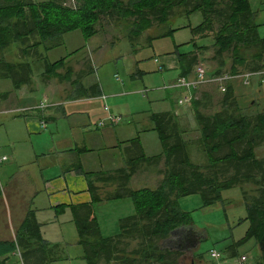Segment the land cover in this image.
Segmentation results:
<instances>
[{"label":"trees","instance_id":"1","mask_svg":"<svg viewBox=\"0 0 264 264\" xmlns=\"http://www.w3.org/2000/svg\"><path fill=\"white\" fill-rule=\"evenodd\" d=\"M192 11L202 15V21L193 27L194 33L216 29V73L224 64L221 55L225 52L230 54L228 72L232 74L264 70V37L258 34L250 0H76L74 7L60 0H0V78H9L15 89L29 85L32 65L44 59L43 51L58 47L62 35L76 29L86 39L95 35L104 18L127 20V36L134 40L152 23L162 24L173 15ZM13 46L17 55L7 60L4 53ZM64 60L50 63L44 59L43 72L48 77L69 79L68 73L56 72ZM195 61V57L190 58L188 66ZM229 83L215 102L208 93L191 98L199 132L195 139L187 140L186 128L170 111L157 112L151 117L161 141L159 154L146 156L134 138L131 142L138 146L139 154L128 158L122 167L83 171L77 166L91 195L88 203L70 205L76 244L86 264H183L185 251L177 242L170 243L174 234L177 238L178 230L190 227L192 222L190 213L179 208V198L199 194L201 206H210L222 200V190L234 186H241L246 210L240 221L248 222L239 241L254 239L264 261V156L255 153L264 145V108L247 112L257 103L251 100L248 106L242 105ZM90 89L96 95V87ZM192 144L202 161L191 160ZM159 164L162 166L157 167ZM142 166L157 167L161 179L156 187H130L131 176ZM123 198L131 200L134 213L118 220L117 233L103 235L93 204ZM55 208L60 212L64 205ZM179 239L176 241L187 243ZM13 250L20 252L23 264H51L64 258L58 246L49 245L42 237L33 210H28L13 240L0 242V255Z\"/></svg>","mask_w":264,"mask_h":264},{"label":"crops","instance_id":"2","mask_svg":"<svg viewBox=\"0 0 264 264\" xmlns=\"http://www.w3.org/2000/svg\"><path fill=\"white\" fill-rule=\"evenodd\" d=\"M251 1L252 0H250V8L252 12L255 13V23L257 24L258 30V27L261 24L257 22L256 18L259 15L260 9L252 8ZM194 12L197 11L187 13L184 12L173 16L182 17ZM167 21H169V18L165 21V23ZM165 23H152V25L137 36L133 42L130 41L132 44V51L136 52V46L137 44H140L139 37H144V34L147 36L150 35L149 40L173 35L177 28L169 27L168 30L159 34L151 35L149 33L154 24L164 25ZM190 31L193 35L197 34L199 37L204 38V43L198 46V48L194 51L179 52L177 49H173L174 47H172V51L164 53V55L159 56V58L154 57L153 61L156 63L158 70L164 69L167 72H176V78L196 77L194 70L196 66L201 65L199 62H201L202 57H204L207 52H210L212 45L208 47L206 46L205 43L207 38L203 36L204 33H194L193 27L190 28ZM96 34H99V32ZM100 34L105 37L104 43L91 50L92 57H94L97 50L106 46L107 42L111 41L113 43L117 40V37H121L113 35L108 36V34L104 32H101ZM194 38L195 37H193L190 42L195 45ZM142 41L143 40H141V42ZM47 51L43 52V58L46 60ZM73 51L76 52L77 50ZM215 52L216 47L214 48V53ZM6 54L7 53H4V57ZM63 57L65 58L64 65L62 68L57 69L56 72L60 74L68 73L70 76L69 79L67 77L58 79L56 76L49 75L50 77L47 76L39 80V82L36 81L33 74H38L43 71V62L38 64L39 60L34 59L35 62L32 65V78L30 84L22 85L17 89L10 85V89L6 88L1 91L2 94H0V110L2 109V111L8 110V112L19 113H15L13 116H9L7 115L8 113H5L7 116L3 118L0 117V129L5 130L6 138L4 139V142L8 147L7 155L1 153L0 151V169L13 168L17 172L19 170L20 173L8 176V181L5 185L0 184L2 192L0 196V242L13 240L15 232L25 218L28 210H33L34 216L39 223L42 237L49 245L58 246L59 250L62 252V256H64L63 259L56 260L51 264H55L58 261L66 259L65 248L67 246H72L77 242V231L73 221L70 205L88 203L91 201V195L88 190V182L85 176L81 172L77 171V166L79 165L83 171H110L122 167L128 158H135L139 154L138 146L131 142L134 138L138 139L142 152L146 156H153L162 151L160 137L158 132L154 129V122L151 115L153 113L164 111H148L145 113V120L150 121L152 124H149L148 126L145 125V127L141 129L143 133H139V131V134L135 137L125 139H120L123 137H120L119 134H121V132L129 126L119 124L122 120V113H114V110H117L116 105L113 110L112 108L108 109V107L104 104L103 107L100 108L101 110L98 116V122L96 123H93L94 121L84 124L75 122L74 125L77 127L70 124L68 133L66 130H59V121L73 120V117L80 118L81 114L87 115L90 120L91 115L95 109H97V103H99L101 99L105 100L106 98L104 95V90L106 89L103 85L100 86L98 82H95L86 86L87 83H84L85 75L89 72H94L92 58L89 59L87 57V59L82 58L72 61L68 60L67 62L66 59L68 55ZM192 57H195L196 61L192 65L188 66V61ZM80 60H82L80 63L81 65L83 60H85V65L89 66L86 70L84 66L79 68L75 78H72L73 69L70 66L75 65ZM222 60L224 61L222 66L228 65L230 67L231 62L225 61L223 57ZM54 61L48 62L51 63ZM201 66L203 67V65ZM216 66L219 67L218 64ZM63 69L65 70L64 72ZM217 69L218 68L215 66H212L211 70H206L204 68L207 74L216 73L215 70ZM186 70L187 72H185ZM143 72L144 70L137 68L130 75L132 78H138L143 74ZM255 73L256 74L249 77L247 83H244L242 77H237L230 80L229 84H232L235 94L238 96L239 100H241L242 96H239V94L243 96L244 94L239 93V90L243 85H248L249 83H253V81H255L258 86V100H263L262 103L264 106V70ZM114 76L115 79H118L116 74ZM72 80H77L79 83L73 84L71 82ZM32 82L34 83V89L35 86L36 89H40V87L43 86L44 93L41 101L36 103L31 102V104L30 102L25 103L26 100H29L26 97L28 94V92H26V88L29 89L30 87L29 91H32ZM173 84L174 83L167 85L165 90L177 88L181 91V96L178 98V103L182 105L181 107H183L184 103L186 104L188 101L190 102L192 97L200 98L202 93L214 94V102L217 94L215 95V92L210 89L209 85L215 86L219 92L221 91L215 84L211 83H200L196 87L189 88L175 87ZM10 86L6 85V87ZM92 86L96 87V95L92 94L90 89ZM133 91L134 90H125L112 94L126 95ZM141 93L142 95H145L144 92ZM166 97L167 96H165L164 99ZM178 109H175L173 105V109L168 111L175 115V119L179 124H181L179 121V117L181 115L179 114ZM191 111L192 116L194 117L192 105ZM110 116L118 119L114 121L110 119ZM51 126L56 127L61 134L57 133L51 137L45 138L42 131H50ZM111 127H117V129L113 131ZM153 132L157 135L158 143L155 145L152 144V147L156 150L157 147H160V151H157V153H148L145 151L147 141L144 142V140H142V135L144 136L146 133ZM37 136H39L38 139H36ZM104 140H107V150L102 153L95 152L96 150L101 149L102 145L100 142ZM46 142L50 144L48 146L44 145L43 143ZM121 146L123 148H121ZM57 147H59V149ZM2 157H5V159H2ZM57 167L60 168L59 173H55ZM151 169L152 167L142 166L140 170L136 171L130 178V187H132V185L135 186L138 179L155 180L156 183H158L161 179V175L159 178H153V174L150 171ZM138 174H141V176ZM1 176H3V173H1L0 177ZM156 186L157 185L155 184L154 187ZM144 187H148V185ZM124 199L125 198L118 199L122 202L101 201L98 202V204L102 203L105 205L112 202L114 205H117L116 208H118L122 206L120 203L126 202ZM95 204L96 203H94L93 206ZM58 205H64V210L57 212L55 207ZM120 216L121 215H116L114 216V219L118 218L119 220L123 217ZM12 259H16V264H23L21 254L18 250L1 254L0 264H12ZM244 260H246V257ZM260 262L261 259L260 261L257 260L256 264H264V261L263 263ZM194 264H200V260H197Z\"/></svg>","mask_w":264,"mask_h":264},{"label":"rangeland","instance_id":"3","mask_svg":"<svg viewBox=\"0 0 264 264\" xmlns=\"http://www.w3.org/2000/svg\"><path fill=\"white\" fill-rule=\"evenodd\" d=\"M42 1V0H34ZM64 4L74 7L75 0H60ZM252 8H259L260 12L256 18L257 22L261 25L258 27V34L264 36V0H252ZM104 18V17H103ZM202 21V15L199 11L191 13L182 17H169L164 25L152 26L149 33L159 34L163 31L169 29V27L177 28L173 35L166 37H159L153 40H149L150 35L144 34V37H139L140 44L136 46V52L132 51V44L130 38L127 37L128 34V23L127 20H113L112 18H104L100 21V26L102 29H99V34H95L89 39H85L80 30H75L68 32L62 35V45L54 47L46 52V57L48 61L57 60L63 56L68 55L66 61L68 60H77V59H89L92 58L94 72H89L84 77V83H87L86 86H89L95 82H98L100 86H104L105 100H102L97 103L95 111L88 119V116L81 114L80 118H75L68 121H59L58 127L59 130L69 131V125L72 124L74 127L75 122L93 123L98 122V116L100 114V108L105 104L108 109L116 105L117 110H114L116 114L122 113V120L119 123L120 125L129 126L125 128L121 134H119L120 139H125L129 137H135L141 131L142 128L148 126L150 121L145 120V116L148 111H165L173 109H178L180 123L186 128L187 140L195 139L198 136V126L192 116L191 104L188 101L186 104L182 105L178 103V98L181 96V91L177 88L166 89L165 87L169 84L175 83L177 81L176 72H167L164 69L158 70L156 63H154L153 58L164 55V53L170 52L173 49H177L179 52L194 51L198 46L204 43V38L199 37L197 34L193 35L190 31L191 27L196 26ZM186 25V26H185ZM215 27V26H214ZM216 29L212 31H205L204 37H206V46H211L210 52L202 57L199 64L203 65L206 70H211L212 66L218 64L219 58L214 53V33ZM101 32L107 33L108 36H121L117 37L115 42H107L106 46H103L96 51L94 57H92L91 50L95 49L96 46L104 43V35L100 34ZM195 37V45L190 42V40ZM141 40H143L141 42ZM214 45V47H213ZM172 47H174L172 49ZM42 48V47H41ZM40 50L42 51V49ZM98 48V47H97ZM96 48V49H97ZM73 50H77L76 52ZM44 52V51H43ZM8 54L5 55L6 59L13 60L17 55L15 47L13 46L10 51L7 49ZM227 62H231L230 54L223 53L221 55ZM217 58V59H216ZM212 59V60H211ZM80 60L75 65L70 66L73 69L72 78H75L77 75V70L81 67L87 69L85 65V60H83L82 65ZM43 61L40 60L38 64H41ZM73 63V62H72ZM68 66V65H67ZM69 67V66H68ZM140 68L144 70L143 74L138 78H132L131 73L135 69ZM65 69V68H64ZM63 69V72L65 71ZM67 69V67H66ZM230 67L228 65L222 66L220 72L229 71ZM62 70V69H61ZM245 71V70H241ZM117 75L118 79H115L114 75ZM47 76L46 72H39L38 74H33V77L36 81L39 82L42 78ZM257 79V78H255ZM254 79V80H255ZM43 84V82L41 81ZM12 84L11 80L8 78H0V94L1 91L10 89ZM29 87V86H28ZM33 90L29 91L26 88L28 94L26 97L29 100H26L25 103L39 102L42 99L44 93V87L41 86L40 89H34V83L32 82ZM210 89L215 92V95H221L222 92H219L215 86L209 85ZM125 90H134L129 92L126 95H114L112 93H117ZM141 92H144L145 95H142ZM239 93H243L241 97V104L248 106L251 100L255 99V104L246 109L247 112L254 113L258 110L263 109V100H258V86L255 81L249 83L248 85H243L239 90ZM214 95V94H213ZM167 96L165 99L164 97ZM215 98L214 102L216 101ZM216 108V107H215ZM215 108L211 110L214 111ZM7 115L13 116L18 112H8L2 109L0 110V117L3 118ZM114 131L117 127H111ZM140 131V132H139ZM45 138L51 137L55 134H61L56 127L51 126L50 131H42ZM139 132V133H138ZM42 137V136H41ZM6 138L5 130L0 129V151L7 155V146L4 142ZM37 136L36 139H38ZM142 140L147 141L145 146V151L148 153H157L160 151V147H157V150L152 147V144L155 145L158 143L156 133H146L142 135ZM50 141V140H49ZM51 142V141H50ZM102 147L100 150L95 152L102 153L107 150L106 143L107 140L100 142ZM22 144V143H20ZM44 145H49L50 143H43ZM59 149V147H57ZM121 148H123L121 146ZM153 151V152H149ZM191 160L194 162L202 161V155L195 149V146L192 144L189 147ZM257 157L264 156V145L259 146L255 149ZM118 156V155H117ZM61 158V157H60ZM59 158V159H60ZM162 164H159L157 167H161ZM157 167H152L150 170L153 174V178H159V174L155 172ZM60 168L57 167L55 173H59ZM3 173V176L0 177V184L5 185L8 181V176L12 174H20L15 169H0V175ZM141 176V174H138ZM146 181V182H145ZM156 181L152 180H140L138 179L136 185L132 187L139 188L148 185L150 188H154ZM248 187V185H247ZM250 188L252 186H249ZM222 200L216 202L210 206H201V199L199 194H191L179 198L178 204L179 208L183 211L190 213L192 222L190 227H184V230H178L177 238L174 236L171 238L172 245H178L181 247L185 254L182 256V263L188 264L200 260V264H256V261L261 259L263 262L260 250L255 243L254 239H246L243 242L241 240L244 235L248 225L247 221H240L246 215L245 205L241 193V186H234L232 188L224 189L221 192ZM125 203H120L122 206L116 208L117 205H114L112 202H122L120 200H110L111 203L102 204L96 203L94 205L95 215L97 217L100 229L103 235H113L118 231V218L114 219V216L121 215L126 216L134 212L133 205L128 198H125ZM109 201V202H110ZM108 202V201H107ZM120 216V217H121ZM182 232L185 235H188L189 238L193 240V245L190 246L189 243H183L179 239V233ZM181 239H183L180 236ZM197 240V241H196ZM177 242V243H175ZM182 245V246H181ZM219 253V257H212L211 251ZM231 251H234V254L231 255ZM81 247L78 244L72 246H67L65 248L66 259L58 261L55 264H86V262L81 258ZM196 256H194V255ZM199 256V257H198ZM241 256L246 257V260H242ZM195 260V261H194ZM12 264H16V259H12ZM104 264V263H100Z\"/></svg>","mask_w":264,"mask_h":264},{"label":"built area","instance_id":"4","mask_svg":"<svg viewBox=\"0 0 264 264\" xmlns=\"http://www.w3.org/2000/svg\"><path fill=\"white\" fill-rule=\"evenodd\" d=\"M194 73L196 74V77L194 78H184V77L177 78V81L173 84V86L189 88V87H196L200 83H211V84H215L221 91H223L225 89V84L231 79L242 77L244 83H247L249 77L256 74L255 72H243V73L232 74L228 71L207 74L201 65L196 66ZM110 119L116 121L118 118L110 116ZM2 159H5V157H2ZM210 254L212 257L219 256V253L215 252L214 250H212ZM241 259L243 260L244 256H242Z\"/></svg>","mask_w":264,"mask_h":264},{"label":"flooded vegetation","instance_id":"5","mask_svg":"<svg viewBox=\"0 0 264 264\" xmlns=\"http://www.w3.org/2000/svg\"><path fill=\"white\" fill-rule=\"evenodd\" d=\"M179 235L186 240L187 243H191V240H189L190 238L188 237V235H185L184 233L180 232Z\"/></svg>","mask_w":264,"mask_h":264},{"label":"water","instance_id":"6","mask_svg":"<svg viewBox=\"0 0 264 264\" xmlns=\"http://www.w3.org/2000/svg\"><path fill=\"white\" fill-rule=\"evenodd\" d=\"M189 240H191L190 246H192L195 242L193 243V240L191 238Z\"/></svg>","mask_w":264,"mask_h":264}]
</instances>
